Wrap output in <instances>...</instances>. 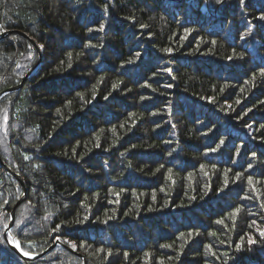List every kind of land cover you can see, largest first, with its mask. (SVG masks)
Returning a JSON list of instances; mask_svg holds the SVG:
<instances>
[{
    "label": "trees",
    "instance_id": "1",
    "mask_svg": "<svg viewBox=\"0 0 264 264\" xmlns=\"http://www.w3.org/2000/svg\"><path fill=\"white\" fill-rule=\"evenodd\" d=\"M262 15L264 0H0V94L22 84L0 97V212L10 224L26 191L11 234L36 257L0 224V264H264Z\"/></svg>",
    "mask_w": 264,
    "mask_h": 264
},
{
    "label": "snow or ice",
    "instance_id": "2",
    "mask_svg": "<svg viewBox=\"0 0 264 264\" xmlns=\"http://www.w3.org/2000/svg\"><path fill=\"white\" fill-rule=\"evenodd\" d=\"M216 3H217V4H222V3H223V0H216ZM244 3H245V0H240V4H241V5H243ZM260 19H261V20H264V15H262V16L260 17ZM141 27H144V26L142 25ZM3 29H4V25H3V24H0V32H2ZM104 29H105V25H104L103 23H101V24L99 25V28H98L97 30H99V31H104ZM186 31H187V30H186ZM241 39H244V37L242 36ZM213 43H215V41H213ZM90 46H91V47H96V45H90ZM40 48L43 49V45H40ZM164 51H165V52H169L170 50H169V49H164ZM137 55H139V54H137ZM28 59H29V60L33 59V54H32V53H29V54H28ZM229 59H231V57H229ZM129 62L131 63V61H129ZM19 67H20V65L17 64V68H19ZM261 75H264V72H262ZM146 86H147V85H146ZM105 99H107V97H105ZM142 99H143V97H142ZM238 102H239V101H238ZM6 126H7V116L5 115V116L3 117L2 123H0V128H4V129H6ZM33 131H35V130L33 129ZM223 143H224V142L221 141V144H223ZM211 151L215 152L216 149H211ZM25 159H28V157L25 156ZM37 167H38V165H37ZM204 167H205L204 165H201V170H203ZM248 167L251 168L252 165L249 164ZM168 171H169V173H171L172 169H169ZM189 176H191V174H189ZM236 176H237V178H239L240 173H237ZM251 182H252V178L249 177V183L251 184ZM161 191H163V189H161ZM220 191H223V189H221ZM205 195H207V193H205ZM16 198L19 199V196H17ZM191 199H195V197H192ZM7 203H8V201H7V200H4L3 204H0V209H2V208L4 207V205L7 204ZM234 214H235V213H233V215H234ZM7 215H8L7 213L0 212V224H2V227H3L5 230H7V229L9 228V224H8L7 222H4V217L7 216ZM51 215H52V214L49 213L48 216L45 217V219H49V218L51 217ZM125 215H127V213H125ZM114 218H115V214H113L112 217H108V219L101 220L100 222L106 224V223L108 222L109 219H114ZM8 219H12V217H11V216H8ZM87 220H88V217L85 216L84 219H83V221H77L76 223H81V224H82V223L86 222ZM217 223H221V221L218 220ZM20 224H21V221H20V220H17V221H16V226H17L18 228L20 227ZM60 227H61L60 225H57V228H56L54 231H58V230L60 229ZM260 234H261V237L264 238V231H261ZM212 235H215V233H212ZM56 239L59 240L60 237L57 236ZM7 242L10 243L11 245H13L14 247H16V249H17L18 251H20V253H21L22 256H24V257H29V258L32 257V254H31L30 252H28V251H24V250H21L20 244H19V242L15 239V237H14L13 234L9 233V234L7 235ZM253 242H254V241H252L251 238H249V243H253ZM0 243H4V241H0ZM64 243H68V244L70 245V247L73 249V251H75L76 248H77V245H76L75 242L65 240ZM79 247H80V248H83V247H84V243H81V244L79 245ZM162 247H169V246H168V245H162ZM239 247H240V246L237 245V248H238V249H239Z\"/></svg>",
    "mask_w": 264,
    "mask_h": 264
},
{
    "label": "water",
    "instance_id": "3",
    "mask_svg": "<svg viewBox=\"0 0 264 264\" xmlns=\"http://www.w3.org/2000/svg\"><path fill=\"white\" fill-rule=\"evenodd\" d=\"M28 38V37H27ZM29 75L26 77L28 78ZM22 84H20L19 86L17 87H13V88H9L7 90H5L4 92H2L0 94V97L7 94V93H10V92H14V91H17L21 88ZM22 183V181H20ZM23 184V183H22ZM26 198V191L24 192V195L22 197V199H20V201L13 207L12 211H11V222L9 224V228L5 231V236L7 237V235L9 233H11V229H12V226H13V221H14V216H15V211H16V207ZM57 245H60L58 242H56L52 247H50L47 251H45L44 253H42L41 255L37 256V257H40V256H43L44 254L48 253L50 250H52L55 246ZM14 249H16V247H13ZM17 250V249H16ZM32 258H36V257H32ZM31 258V259H32ZM84 258V257H83ZM84 264H86V261H84Z\"/></svg>",
    "mask_w": 264,
    "mask_h": 264
}]
</instances>
